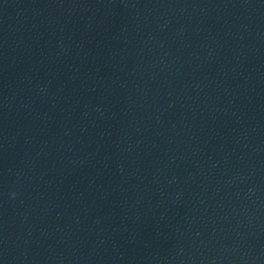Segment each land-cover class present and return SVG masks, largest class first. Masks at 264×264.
Returning a JSON list of instances; mask_svg holds the SVG:
<instances>
[{
	"label": "water",
	"instance_id": "1",
	"mask_svg": "<svg viewBox=\"0 0 264 264\" xmlns=\"http://www.w3.org/2000/svg\"><path fill=\"white\" fill-rule=\"evenodd\" d=\"M0 264H264V0H0Z\"/></svg>",
	"mask_w": 264,
	"mask_h": 264
}]
</instances>
